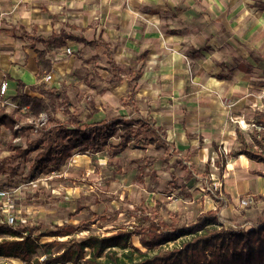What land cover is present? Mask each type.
I'll return each instance as SVG.
<instances>
[{"label": "crops", "instance_id": "obj_1", "mask_svg": "<svg viewBox=\"0 0 264 264\" xmlns=\"http://www.w3.org/2000/svg\"><path fill=\"white\" fill-rule=\"evenodd\" d=\"M40 53L50 86L92 65V82H107L114 98L135 94L139 114L188 161L185 189L217 179L231 204L253 202L242 226L264 224V165L235 154L238 133L251 142L255 115L264 113V0H0L2 105H15L19 82L34 95ZM113 66L122 83L112 84ZM123 109L136 118L130 105ZM159 172L174 184L180 175Z\"/></svg>", "mask_w": 264, "mask_h": 264}, {"label": "trees", "instance_id": "obj_2", "mask_svg": "<svg viewBox=\"0 0 264 264\" xmlns=\"http://www.w3.org/2000/svg\"><path fill=\"white\" fill-rule=\"evenodd\" d=\"M51 39L61 47L63 43ZM38 79L41 83L29 87L31 95L25 92L26 85L19 82L15 106L8 110L0 102V127L12 134L6 150L8 154L0 161V174L9 173L12 179L22 177L32 182L41 175L60 172L77 152L98 153L108 147V158H115L125 152L130 144L144 139L149 145L165 144V135L149 118L139 114L132 95L125 99L133 108L136 118L119 115L98 119L99 109L94 100L86 102L90 119L84 120L74 106L66 89L50 86L43 82L51 65L40 53ZM112 84L122 83V70L113 66ZM46 117V122L42 121ZM250 133L251 142L239 132L242 147L235 154L245 155L252 161L264 165V113L258 112ZM38 134V138L32 136ZM118 138V142L112 140ZM25 144H16V140ZM29 171L24 175L25 167ZM264 178V172H258ZM14 189L15 186L3 187ZM135 231H119L109 237L90 236L85 241L69 245L62 253L47 255L36 264H264V224H252L250 229L225 221L218 211L201 213L195 222L180 227L173 221L154 220ZM227 225V226H226ZM54 237H67L78 229L73 224L53 226ZM34 227H15L0 224V257L15 258L28 264L40 248L38 238H33ZM12 238L8 239L7 237ZM139 238V247L133 249L134 238ZM180 242L172 248L170 243ZM57 241L45 244L50 248ZM87 249L91 255L86 258ZM136 255V256H135Z\"/></svg>", "mask_w": 264, "mask_h": 264}, {"label": "rangeland", "instance_id": "obj_3", "mask_svg": "<svg viewBox=\"0 0 264 264\" xmlns=\"http://www.w3.org/2000/svg\"><path fill=\"white\" fill-rule=\"evenodd\" d=\"M93 70L92 65L76 69L64 82L57 84L67 90L84 120L90 119L86 104L89 100L101 107L98 119L125 114L127 109L123 106L128 107L125 98H114L110 91L112 86L105 81L92 82L90 73ZM93 83L97 84L94 88ZM42 121L46 122V117ZM38 137V134L32 136ZM11 138V132L0 127V161L8 154L6 147ZM112 142L117 143L118 138ZM21 143L25 144V140H16L17 145ZM107 150L108 147L98 153L77 152L60 172L41 175L32 182H24L21 176L12 179L9 173L0 174V188H18L5 214L16 217L15 227H34L32 237L38 238L40 248L28 264H36L35 259L42 261L47 255L60 254L69 245L83 242L90 236L109 237L119 231L139 230L149 224L148 217L186 227L201 213L213 210L218 211L223 220L242 225L246 212L255 208L248 200L239 205L231 204L214 189L215 183L220 185L217 179L203 176L205 179L198 184V189L187 191L184 184L190 175L188 161L177 159L180 153L167 148L164 143L149 145L144 139L136 140L120 156L111 159ZM172 168L180 171L177 186L173 179L159 172ZM28 171L26 166L24 175ZM165 180L168 186H164ZM4 217L0 216V224L6 223ZM249 217L254 218L252 214ZM65 224H73L78 229L67 237L50 235L53 226ZM53 241L58 244L52 248L45 246ZM179 244L170 243L168 247ZM131 247H139L138 237L134 238ZM90 255L91 250L87 249L86 258ZM0 264L24 263L15 258L0 257ZM80 264H84V260Z\"/></svg>", "mask_w": 264, "mask_h": 264}, {"label": "built area", "instance_id": "obj_4", "mask_svg": "<svg viewBox=\"0 0 264 264\" xmlns=\"http://www.w3.org/2000/svg\"><path fill=\"white\" fill-rule=\"evenodd\" d=\"M66 54L69 56L72 54V50L71 49H66ZM52 81V76L48 75L45 78V82L49 83ZM8 89V83L7 82H3L1 85V94L4 95L6 93V90ZM18 189V188H16ZM16 189H8V188H0V216L4 215V220L6 221V223L8 225H15L17 222L16 217L11 216V215H6V209L8 208L11 199L14 197V195L16 194ZM214 189L215 190H219L220 189V185L215 183L214 184ZM45 259L42 258V261ZM60 264V263H59Z\"/></svg>", "mask_w": 264, "mask_h": 264}]
</instances>
